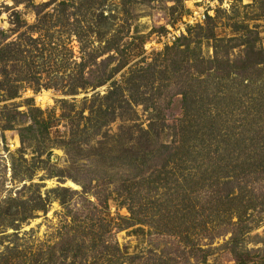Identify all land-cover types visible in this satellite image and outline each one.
Here are the masks:
<instances>
[{
  "label": "rangeland",
  "instance_id": "1",
  "mask_svg": "<svg viewBox=\"0 0 264 264\" xmlns=\"http://www.w3.org/2000/svg\"><path fill=\"white\" fill-rule=\"evenodd\" d=\"M3 49L0 264H264V0H0ZM27 106L50 130L22 146Z\"/></svg>",
  "mask_w": 264,
  "mask_h": 264
},
{
  "label": "trees",
  "instance_id": "2",
  "mask_svg": "<svg viewBox=\"0 0 264 264\" xmlns=\"http://www.w3.org/2000/svg\"><path fill=\"white\" fill-rule=\"evenodd\" d=\"M254 2L256 4V3H258V0H254ZM104 14H105L104 11L100 13V18H103L102 20L108 18V17H105ZM36 15L39 18V24L35 28L32 27L30 29V31L33 32L34 34H38L40 36H43V34H44L43 27L44 26H42V24H41V19H42L41 18V13L38 12V13H36ZM63 25H66L67 26V23H63ZM91 25H93V22H90L89 20H87L85 22V24L84 23H81V22H76V23L72 24V26H70V27L73 28V32L72 33H75V37L79 38L81 44L83 43L82 42V39L84 40L83 34L84 33L88 34L90 31L93 30V28H92ZM60 27H62V26H60ZM47 29H48V26H47ZM191 35L192 34L189 32V38L188 37H184L183 40L179 41L173 48L167 49L166 52H165V54L163 55L164 59L165 60L166 59H169L168 57H170V55L175 56L174 58H176V57L178 58V57H182V56H185L186 57L187 55H190L191 53H193L194 50H192V39H191ZM44 37H46V33L44 34ZM183 42H184L185 45L183 44ZM28 43L30 44L29 46H31V48H33L29 52V55H31V57H32L35 54V51H36V49L38 47L37 41L33 39V35L28 40ZM28 43H27V45H28ZM87 43H88L87 41L84 43L86 45L85 46H82L81 47V50L82 49L84 50L83 53L85 54V56H87V58H89V60L86 59V57L84 56V62H82L81 64H79V66L77 65L76 74L75 75H72V82L73 83L76 82L77 83L76 86L80 82H82V81L84 82V84H81L78 87V89L81 88V90L82 89L83 90H86L84 88L85 87V83H86L85 81H88V79L85 80L86 79L85 76L88 74V69H89L88 67L90 65L89 62L91 61V63H95V61L98 58H101L102 57V54L101 55L94 54L92 56L91 55L92 54L91 53L92 51L88 50L89 47H87ZM45 48L46 47L44 46V49L40 51L38 57H42V55L45 52H47L46 51L47 49H45ZM47 48H48V46H47ZM237 48L243 49V51H245V55H244L245 60L240 59L239 62H236L235 63L237 66H239V65L242 66V67L239 68L241 70V72H246V70L249 68V65H251L253 67H255V66H259L260 67V66L263 65L262 64V59L261 58H258V55H256L257 53L254 50L255 46H248L246 44V42H243V43H241L238 46H234L232 49L235 50ZM3 50H4L3 52H0V67H1V65L3 63L8 62V60H6L5 57L3 56L5 54V52H7V51L5 49H3ZM29 50H30V47H29ZM111 52H115L116 54H120V51L117 50V49L112 50ZM174 58H173L172 66H174L173 64L176 63V61L174 60ZM24 60H25V62H23V63L28 66V64H29L28 61L29 60H27L26 58ZM10 61H12V63L14 64V60H10ZM213 63H214L213 61L206 62L207 65H209V64L213 65ZM24 64H23V66H24ZM182 64H183V60L181 61L180 66ZM100 68H99V70H100ZM120 70H121V67H119L118 69L112 70V72H110L108 75H106V71H104L103 72L104 73V79L103 78H99V80L102 79V81L100 80V82L97 84L96 88L102 87L105 84L109 83L113 79V77ZM236 70L237 69H235V71ZM93 73H94V71H91V74H93ZM5 75H6V77L4 79L5 80H8V77H7V73L6 72H5ZM19 77H20V79L23 77V75L21 74V72L19 73ZM5 80H3V82L6 83ZM18 81L20 83H22V84L26 83V80H18ZM0 84H2V83H0ZM75 88H77V87H75ZM0 89H1V86H0ZM12 90H14L16 92L18 91L17 88H15V86H14V88ZM0 92H4V90L1 89ZM115 96L116 95H115L114 92H110L106 97L103 98V100H105L106 102H115V100H114V98H116ZM16 97H17L16 94H12V95H9V96L7 95L8 100L16 99ZM28 102H31V101H28ZM129 102H131V101H129ZM27 108H28V112L27 113H25V114L17 113L19 116H27L26 118H28V120H29V126H26L24 124L25 126L24 127H21V125H20V128L18 129V135H19L20 142H21L22 146H25L27 143L28 144H31V143L35 142L38 138L47 135L48 132H49V130H50V122L49 121H46V119L43 118V116L45 114L41 110H39L37 108H33V106H27ZM116 110H117V108L115 107V105L112 106V107L111 106L110 107L108 106V107H106V109H104V111L102 110V108L99 109V111L97 112V115L98 116H103V115H107V114L110 113V115L113 116L115 114ZM35 114H36V116H35ZM11 128H13V127H11ZM67 192H69V191H67L65 189H58V190L53 191V193H57V194H62V193H67ZM239 259H241V258H239ZM240 264H246V263H245V261H242V259H241L240 260Z\"/></svg>",
  "mask_w": 264,
  "mask_h": 264
},
{
  "label": "built area",
  "instance_id": "3",
  "mask_svg": "<svg viewBox=\"0 0 264 264\" xmlns=\"http://www.w3.org/2000/svg\"><path fill=\"white\" fill-rule=\"evenodd\" d=\"M199 22H202V19H200ZM195 23H196V21H195Z\"/></svg>",
  "mask_w": 264,
  "mask_h": 264
}]
</instances>
